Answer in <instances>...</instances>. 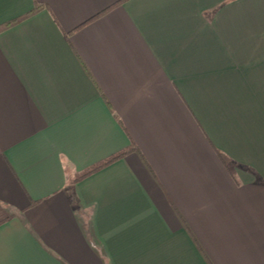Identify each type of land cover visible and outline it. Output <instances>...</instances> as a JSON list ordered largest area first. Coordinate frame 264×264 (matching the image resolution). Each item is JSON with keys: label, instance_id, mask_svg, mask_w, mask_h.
<instances>
[{"label": "crops", "instance_id": "obj_1", "mask_svg": "<svg viewBox=\"0 0 264 264\" xmlns=\"http://www.w3.org/2000/svg\"><path fill=\"white\" fill-rule=\"evenodd\" d=\"M0 264H264V0H0Z\"/></svg>", "mask_w": 264, "mask_h": 264}, {"label": "trees", "instance_id": "obj_2", "mask_svg": "<svg viewBox=\"0 0 264 264\" xmlns=\"http://www.w3.org/2000/svg\"><path fill=\"white\" fill-rule=\"evenodd\" d=\"M36 6H37V5H35V8L33 9V11H32L30 14H32V13H34V12L36 11V9H37ZM19 20H20V19H17V20L12 21L11 23H7L6 25H4V27H7V26L11 25L12 23H15V22H17V21H19ZM130 148L133 149V147H130ZM126 152H127V151H122V152H120V153H117L116 155L110 157L109 159H107V160H105V161H102L100 164H97V165H95L94 167H91L90 169L84 171V172L81 173L78 177L84 176V175L88 174L89 172H91V171H93V170L99 168L100 166H102V165H104V164H107V163H109V162H111V161H113V160H115V159H118L119 157H121L122 155H124Z\"/></svg>", "mask_w": 264, "mask_h": 264}]
</instances>
